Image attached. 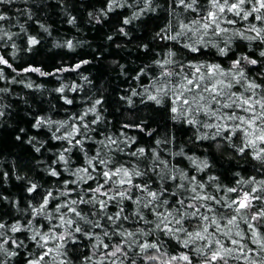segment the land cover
<instances>
[{
    "label": "trees",
    "instance_id": "trees-1",
    "mask_svg": "<svg viewBox=\"0 0 264 264\" xmlns=\"http://www.w3.org/2000/svg\"><path fill=\"white\" fill-rule=\"evenodd\" d=\"M197 7L198 12L186 11L177 0L0 2V15L5 17L0 20V57L8 61L0 63V112L3 113L0 115V224L4 225L0 228V243L7 240L4 247L19 253L5 257L7 264H27L47 248L53 249V253L41 264H133V261L135 264H187L180 259L172 260L182 255H188L192 264H203V256L195 249L204 248L205 254L210 255L206 242L196 241L185 247L183 241L188 237L183 232L174 237L157 229L155 225L159 220L151 205L144 207L148 200L146 193L136 187L147 184L150 191L158 193L167 189L160 197L167 200V204L155 211L171 212L170 219H179L176 200L183 199L185 204L192 202L188 199L192 195L188 190L190 186L183 175L195 177L197 183L205 185L202 190L197 188L198 194L221 200L220 205L213 201L196 202L197 207L204 203L214 210L208 213L200 208V212L210 217L215 215L220 226L231 231L233 239H239L235 235L237 231L244 233L241 243L246 249L258 252L244 221H250L264 238V221H251L264 200L254 202L251 209L242 212L240 216L244 219L238 216V226L225 227L226 218L236 214L222 207L225 201L239 199L241 193L250 192L254 187L258 189L254 195L264 197V191H260L264 188V164L253 159L255 150L245 149L243 153L237 150L244 142L239 132L230 141L223 139L227 132L212 139L215 129H206L199 123L188 124L185 117L171 113L175 96L171 100L162 97L159 105L148 99L149 95H157L155 89L161 83L169 82L161 77V68L155 63L166 59L173 61L168 70L182 76L189 71L185 67L189 63L219 64L227 70L233 61L247 56L258 61L251 65L241 60L249 80L264 84V57L259 56V52L264 51V43L231 35L235 31L254 35L247 29L252 25L264 27L252 17L242 21L226 12L227 19L237 22L221 25L229 29L228 34L213 36L209 31L203 36L204 44L195 43L200 34L188 33L175 40L168 38L181 31L179 24L199 19L210 5L207 0H198ZM124 20L129 23L125 24ZM31 38L38 43L32 45ZM68 42L71 48L67 47ZM188 44L199 47L200 51L191 52L185 47ZM221 48H227L226 55L219 53ZM170 82L176 84V77ZM61 88L63 91H58ZM232 90L242 89L237 85ZM67 100L72 103H66ZM93 108L94 112L89 111ZM191 118L217 123L203 113ZM37 121L42 122L34 126ZM61 136L68 139L56 138ZM203 136L209 138L201 139ZM140 148L145 149L143 155L138 152ZM134 152L136 155H132ZM61 154L65 158L63 161L59 159ZM100 160L105 163L100 164ZM117 167L126 168L132 174L131 187L127 184L117 186L114 182L121 177L116 176L105 183L100 173L115 171ZM84 168L88 169L87 173L78 171ZM52 171L58 175H51ZM136 171L143 175L136 176ZM90 176L94 179H89ZM169 176L177 179L173 181ZM210 177L215 179L210 180ZM33 184L36 190L27 191ZM99 184H104L102 192L108 191L110 196H115L119 187L132 199L108 200L95 194V201H105L104 209L96 202L70 203L89 200L93 196L89 189ZM178 184H183L184 188H177ZM226 188L238 191L229 193ZM173 192L177 195H171ZM48 193L52 195L49 197ZM45 198L49 203L38 212ZM137 200L139 203H135ZM66 204L75 207L80 216L63 207ZM184 211L183 228L188 232L199 231L202 223L199 217L187 215L192 209ZM117 212L119 220L115 219ZM68 220L73 223L67 224ZM97 224L100 227H96ZM13 225H19L21 231L12 232ZM76 227L81 231L76 232ZM169 227L180 225L169 224ZM139 230L150 234L141 235ZM208 231L214 232L215 226ZM114 232H133L132 239L141 244L155 243L157 249L140 252L138 245H132L124 248L126 258L120 254L112 257L110 253L115 246L122 239H128ZM37 233V239L32 240ZM52 235L64 239L53 240ZM44 236L49 239L42 249L41 237ZM217 239L230 246L223 234H217ZM103 244L109 247L104 248ZM215 247L213 243L212 250ZM147 255L159 259L147 261ZM249 258V261L243 257L239 260L229 258L228 264H250L251 259L259 261V255L249 253Z\"/></svg>",
    "mask_w": 264,
    "mask_h": 264
},
{
    "label": "snow or ice",
    "instance_id": "snow-or-ice-1",
    "mask_svg": "<svg viewBox=\"0 0 264 264\" xmlns=\"http://www.w3.org/2000/svg\"><path fill=\"white\" fill-rule=\"evenodd\" d=\"M0 2H9V0H0ZM179 5H182L185 10H191L192 12H198V0H177ZM207 3L210 5V8L205 11V14L200 16L199 19L190 20L187 24H179L181 31L177 33L176 36L168 37L169 39H177L180 35L187 36L188 33H191L193 36L200 34V38L195 42L197 44H204L203 36H206L209 31L212 32L213 36H219L221 34H228L229 29L226 27H221L222 24L234 25L237 21L235 19H227L224 15L227 13H232L235 17L239 18L242 21H247L249 17H252L254 20H258L264 25V0H207ZM245 5L248 6L247 10ZM5 17L0 15V20H3ZM124 23H129L128 20H124ZM163 31V30H162ZM247 31L254 33V35H245L244 31H235L231 35L240 37L241 39L249 41H261L264 43V27L257 28L255 25H252ZM191 38V37H189ZM231 37H229L230 39ZM10 39V37H9ZM30 43L35 45L38 41L35 38L30 39ZM67 47L71 48V42H68ZM191 52H199V47L193 46L192 44L185 45ZM221 55L227 54V48L219 49ZM173 55L169 53V56ZM260 57H264V51L259 52ZM241 60L247 62L251 65H256L258 61L256 59H250L247 56L240 57L232 62L231 66L225 70L219 64L213 63H189L185 67L189 69L187 73H184L182 76L179 72H173L168 70V66L173 64L171 59H166L163 62L156 61L155 63L161 68V77L169 81L168 83H161V86L158 89H155L157 95H149L148 99L154 101L156 104L162 103V97L167 96L170 100L175 96V103L170 107V112L173 114H179L180 116L185 117V122L188 124L196 125L200 124L201 127L206 129H215L214 135L211 137L215 139L216 135H220L222 132H227L228 135L224 136L223 139L231 140V137L236 135L239 132L243 139V144L237 150L240 153H243L245 149H254L252 153L253 159L260 161L264 164V147H258L259 144H264V84H258L254 80H249L246 75L244 68L241 66ZM0 63L7 64L8 61L0 57ZM84 63H87L85 61ZM10 67V65H9ZM80 67V65H76ZM32 71H39V69H31ZM182 71V70H181ZM176 77V84H172L170 81L172 77ZM237 85L242 89L241 91H233L232 89ZM58 91H63V89H58ZM147 91V89L145 90ZM135 94V93H134ZM66 103H72L71 100H67ZM97 104L100 101H96ZM179 105L177 107L176 105ZM89 111H95V109H90ZM197 113H203L206 118L217 121V123H204L202 121H197L196 119L191 118L192 115ZM87 113H85L86 115ZM0 115H3L0 112ZM177 116L174 115L173 119H176ZM83 119V117H81ZM42 121H37V124L34 126H39ZM95 122V121H94ZM86 128L87 126L84 125ZM74 131H78L75 129ZM69 135H72L71 133ZM57 139H68V137H56ZM201 139H208V136L200 137ZM19 139V137H17ZM77 143H81L77 141ZM115 143V141H112ZM159 143V141H157ZM39 151V149H36ZM138 152L143 155L145 149L140 148ZM136 155V153H132ZM59 159L63 161L65 158L61 154ZM89 165H92V161H88ZM100 164H104L103 160L99 161ZM205 167L207 165L205 164ZM84 173L88 172L87 168L82 170ZM105 178V183L112 180L113 176L121 177L114 183L119 185L132 186V174L126 168L117 167L115 171H102L100 173ZM136 176L143 175L141 172L136 171L134 173ZM51 175L57 176L56 171H52ZM89 179H94L93 177H88ZM183 179L187 180L189 183L191 196L188 197L192 202L185 204L183 199H177L176 205L179 207L176 208V213L179 216V219L172 218L171 212H156L155 209L167 204V200H161L160 197L164 196L167 189H162L159 191H150L149 186L145 184L142 188L140 185H136L137 189L146 193L148 198L147 203L144 204L145 208H148L150 205L152 207L153 214L157 216L159 223L155 225L157 229H161L168 234H171L175 237L176 233L183 232L188 239L183 241L185 247H188L190 243H195L196 241H205V247L210 251V255L205 254L204 248H196L195 251L200 253L203 256V264H228L229 258L239 260L241 257L245 261H249V253H252L254 256L259 255V261L257 259H251L250 264H264V238L261 237V233L258 229L248 220L244 222L247 224L248 229L251 233L252 243L258 246V252L253 249H246V245L241 243L244 238V233L237 231L235 233L236 237L239 239H233L231 231H225L222 228L215 215L209 216L202 214L200 208H204L206 212L212 213L214 210L209 205L200 203L197 207L196 202L198 201H213L215 204L220 205L221 200L217 199L215 196L200 195L197 193V188L204 189L205 185L203 183H197L195 177H187L183 175ZM169 179L175 181L176 176H169ZM210 180L215 179L210 177ZM251 181H249L250 183ZM264 183V182H262ZM177 188H184L183 184H178ZM104 184H99L94 189H89L93 193V196L85 201L73 200L70 203L75 205L77 203H87L92 204L94 202L98 203L101 209L106 208V203L104 200L95 201V194H101L106 197L108 200H116L117 197L124 199H132L131 196L127 194L126 191H120L119 187L116 188V195L110 196L108 191H103ZM36 190V185H31L27 191L33 192ZM186 190V191H188ZM226 192L232 193L237 192V188H226ZM258 191L257 188H252L250 192H243L240 194L239 199H232L230 203L227 201L224 202L222 207L232 210L236 215L231 216V218H226V225L233 226L237 225V218L244 219L240 214L244 211L251 209L254 206V202H259L264 200V197L254 195ZM264 191V188L260 189ZM49 197L51 193L47 194ZM67 195V193H64ZM171 195H177L173 192ZM155 202V203H154ZM49 200L45 198L43 203L40 205V208L37 209L38 212H42L43 209L48 205ZM139 203V200L135 201ZM67 207L68 210L74 213L76 216H80V213L76 211L75 207H69L67 204L63 205ZM184 209H192L190 213L191 217H199L201 223V228L199 231L188 232L187 229L183 228V220L185 218ZM59 211V208L57 209ZM122 211V209H121ZM116 220L120 219V214L117 212ZM125 220L128 219L127 216L124 217ZM109 220L114 223L112 217H109ZM251 221H264V204H261V209L257 211L255 215L251 216ZM206 222V223H205ZM67 224L71 225L73 222L68 220ZM169 224L180 225V227H169ZM100 227V225H95ZM211 226H215V231L209 233L208 229ZM238 226V225H237ZM264 226V224H262ZM4 225L0 224V228H3ZM12 232H19L21 228L19 225H13L11 227ZM76 232H80L79 227L75 228ZM141 235H148L150 233H144L143 230H139ZM114 235H119L121 238L128 237V239H122L118 243L114 250L111 251L110 255L116 257L117 254H120L127 257V253L124 251L125 247L131 248L132 245H138L140 252H147L149 249H157L155 243H139L137 240L132 239L135 235L133 232H119L113 233ZM217 234H223L227 238L228 244L230 246H225V243H222L220 239H217ZM2 235V233H0ZM39 233L31 237L32 240L37 239ZM84 235H88L84 233ZM107 236L108 233L105 232ZM209 237L211 239H209ZM91 238V237H89ZM48 237H41L43 241L40 244V247L44 249L46 247ZM51 239L53 240H63L64 237H56L52 235ZM8 241L5 240L4 243ZM4 243H0V264H7L5 257H14L19 253L16 251H9L4 247ZM13 244H16L15 240L12 241ZM213 243L216 245L215 250H212ZM231 245H235L233 248ZM19 247L20 245H16ZM104 248H108V244H103ZM53 253V249L47 248L34 259H29L27 264H41L44 261L45 257ZM30 255V254H26ZM56 255H59L57 251ZM147 261H157L159 258L157 256L147 255L145 257ZM180 259L186 261L187 264H192L191 258L188 255H182L179 257H172V260ZM133 264L135 262L133 261ZM170 264V262H168Z\"/></svg>",
    "mask_w": 264,
    "mask_h": 264
}]
</instances>
